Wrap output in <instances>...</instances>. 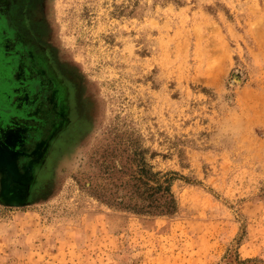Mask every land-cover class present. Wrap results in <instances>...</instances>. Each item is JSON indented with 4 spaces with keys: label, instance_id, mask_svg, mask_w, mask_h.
Instances as JSON below:
<instances>
[{
    "label": "rangeland",
    "instance_id": "rangeland-1",
    "mask_svg": "<svg viewBox=\"0 0 264 264\" xmlns=\"http://www.w3.org/2000/svg\"><path fill=\"white\" fill-rule=\"evenodd\" d=\"M25 16L71 114L16 177L0 169V264H264V0H28ZM142 169L172 178L174 213L117 205Z\"/></svg>",
    "mask_w": 264,
    "mask_h": 264
},
{
    "label": "flooded vegetation",
    "instance_id": "flooded-vegetation-1",
    "mask_svg": "<svg viewBox=\"0 0 264 264\" xmlns=\"http://www.w3.org/2000/svg\"><path fill=\"white\" fill-rule=\"evenodd\" d=\"M27 6L0 0V137L5 131L19 155L37 157L71 111L68 85L32 32Z\"/></svg>",
    "mask_w": 264,
    "mask_h": 264
},
{
    "label": "trees",
    "instance_id": "trees-1",
    "mask_svg": "<svg viewBox=\"0 0 264 264\" xmlns=\"http://www.w3.org/2000/svg\"><path fill=\"white\" fill-rule=\"evenodd\" d=\"M158 175L150 169L134 171L131 180L122 186L125 194L117 199V205L144 214L174 213L177 200L172 191V178L165 175L161 179ZM115 187L118 192L121 186Z\"/></svg>",
    "mask_w": 264,
    "mask_h": 264
},
{
    "label": "water",
    "instance_id": "water-1",
    "mask_svg": "<svg viewBox=\"0 0 264 264\" xmlns=\"http://www.w3.org/2000/svg\"><path fill=\"white\" fill-rule=\"evenodd\" d=\"M10 94L9 92L6 95ZM2 140V141H1ZM18 152L15 151V146L11 143L7 135H2L0 138V169L7 167L8 176L16 177L18 172ZM36 156H33L35 159ZM8 191V187H4L3 193Z\"/></svg>",
    "mask_w": 264,
    "mask_h": 264
}]
</instances>
